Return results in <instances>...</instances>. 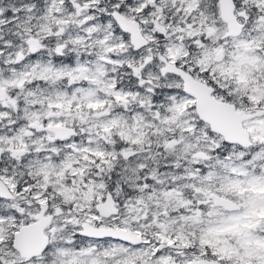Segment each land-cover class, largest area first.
<instances>
[{
  "label": "snow or ice",
  "instance_id": "obj_1",
  "mask_svg": "<svg viewBox=\"0 0 264 264\" xmlns=\"http://www.w3.org/2000/svg\"><path fill=\"white\" fill-rule=\"evenodd\" d=\"M0 264H264V0H0Z\"/></svg>",
  "mask_w": 264,
  "mask_h": 264
}]
</instances>
